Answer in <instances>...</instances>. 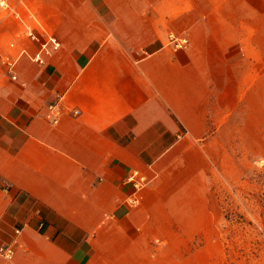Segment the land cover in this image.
Here are the masks:
<instances>
[{"label": "crops", "instance_id": "1", "mask_svg": "<svg viewBox=\"0 0 264 264\" xmlns=\"http://www.w3.org/2000/svg\"><path fill=\"white\" fill-rule=\"evenodd\" d=\"M4 1L45 34L0 10V264H168L152 234L195 216L198 141L263 71L264 0Z\"/></svg>", "mask_w": 264, "mask_h": 264}, {"label": "rangeland", "instance_id": "2", "mask_svg": "<svg viewBox=\"0 0 264 264\" xmlns=\"http://www.w3.org/2000/svg\"><path fill=\"white\" fill-rule=\"evenodd\" d=\"M231 104L219 122L224 133L198 141L206 164L195 187V216L178 224L170 218L176 228L153 233L152 257L168 264H264V64L247 74Z\"/></svg>", "mask_w": 264, "mask_h": 264}, {"label": "built area", "instance_id": "3", "mask_svg": "<svg viewBox=\"0 0 264 264\" xmlns=\"http://www.w3.org/2000/svg\"><path fill=\"white\" fill-rule=\"evenodd\" d=\"M0 10L4 16H13L16 20L20 21L24 25L23 34L26 38L33 40V41H41L45 31L41 25L39 24L38 20L36 19V15L31 10H24L22 12L20 9H17L12 4L1 0L0 1ZM169 44L173 45L175 48H185L188 44V40L182 37H178L174 34H170L168 37ZM53 45L54 47H59L60 42L57 40L56 37L50 36L48 37L47 41L43 42L41 46V52H45L47 54L50 53L49 46ZM41 52L34 56L35 61H41ZM7 64L12 67L15 65V60H11L9 58L6 59ZM15 78V76H13ZM49 110L52 112L54 117H57L60 113L56 110V106L54 104L49 106ZM131 182H135L133 178H130ZM136 189L141 188V184H135ZM18 232V231H17ZM14 255V248L12 246L0 247V257L4 258H12Z\"/></svg>", "mask_w": 264, "mask_h": 264}]
</instances>
